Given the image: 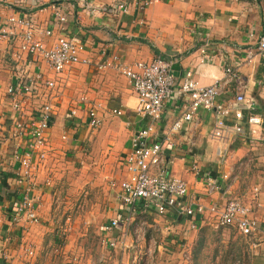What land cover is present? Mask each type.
Instances as JSON below:
<instances>
[{"label": "crops", "instance_id": "1", "mask_svg": "<svg viewBox=\"0 0 264 264\" xmlns=\"http://www.w3.org/2000/svg\"><path fill=\"white\" fill-rule=\"evenodd\" d=\"M56 10L67 20H55ZM23 14L32 15L41 28L53 29L51 36L42 34L48 47L62 35L79 38L85 47L81 55L90 62L72 64L57 74L40 56L24 54L17 59V36L0 40V128H12L14 114L6 93L10 83L42 75L38 80L41 96L32 106L51 102L54 108L46 131L51 150L39 170V182L51 177L52 184L41 185L38 191L39 222L14 220L24 183L17 179L12 144L0 148V264H130V259L137 264L131 248L123 252L104 244L107 239L121 237L122 226L110 232L104 226L125 215L126 207L118 195L121 181L128 177L126 158L133 136L149 124H155V136L164 142L172 175L187 181L189 203L206 207L216 203L222 209L235 198L249 207L261 227L248 238L250 263L264 264V127L261 137L218 141L210 136L215 112L200 109L193 122L167 142L166 125L180 114L178 99L169 100L162 121L154 123L148 115L137 112L138 95L125 74L113 66L100 67L104 61H113L115 55L123 65L161 56L172 61L177 82L189 71L200 85H210L225 77V68L231 65L247 85V102L255 105L256 112H264V54L257 47L264 32V0L0 1L1 22ZM248 51L254 53L251 61ZM46 80H55L56 86L44 88ZM236 90L235 84L228 86L223 100ZM84 96L86 102L80 100ZM93 105L103 118L97 128L88 123V107ZM115 109L121 113H114ZM193 164L198 165L200 175L191 171ZM223 174L228 178L220 177ZM208 175L220 177L219 189L211 193ZM64 184L70 186L65 191L72 190L73 195L62 191L67 199L62 212V205L56 202ZM143 219L160 223L161 230L150 225L145 235L146 242L156 238L161 243L155 251L157 259L168 257L173 243L179 250L176 241L184 239V234L187 243L201 228L229 229L217 227L216 213L209 210L198 216L195 229L189 226V218L176 210L163 217L149 210L146 215L137 214L130 224L128 243L134 241L135 224ZM27 247L33 248L32 254ZM136 250L144 258L145 248Z\"/></svg>", "mask_w": 264, "mask_h": 264}, {"label": "built area", "instance_id": "2", "mask_svg": "<svg viewBox=\"0 0 264 264\" xmlns=\"http://www.w3.org/2000/svg\"><path fill=\"white\" fill-rule=\"evenodd\" d=\"M0 1L12 3L16 0ZM147 4L146 1L144 5ZM120 6L126 10L125 4ZM54 18L61 23L67 20L60 10L55 11ZM8 19V23L0 21V40L10 36H17L20 39L17 59L24 54L40 56L57 74H61L72 64L90 62V59L82 57L85 47L76 36H59L57 41L48 47L44 36H51L53 29L41 28L32 15H12ZM257 47L264 54V32L257 42ZM253 54L252 51L247 52L248 61L252 60ZM113 59V61H104L100 67L113 66L125 74L138 95L137 112L148 115L154 123L162 121L168 101L174 97L178 99L180 114L166 125L165 141L171 142L187 123H192L200 109H211L216 114L210 133L213 139L226 142L234 137L262 136L264 112H256L255 105L247 102L245 95L247 85L235 67L227 66L225 77L216 79L214 83L200 85L189 71L185 73L180 83L177 82L172 61L165 57L158 56L150 61H137L133 65L120 64L118 55ZM29 77L31 78L24 82L17 81L6 86V93L10 97L9 105L14 116L11 129L0 128V148L7 143L12 144V160L18 163L17 179L21 184L24 183L14 215V220L17 222L24 219L31 222L40 221L37 213L40 198L38 191L41 185L52 184L51 177H46L43 183L39 182V170L42 169L41 165H44L51 150L46 131L52 124L54 108L51 102L32 106L36 97L39 99L41 96L38 80L41 81L42 75ZM1 83L0 79V85ZM42 83L46 89H53L56 86L55 80H46ZM232 84L236 85V93L224 101L227 88ZM80 100L86 102L88 98L84 96L80 97ZM72 113L75 114L76 111L72 110ZM114 113L120 114L121 111L115 109ZM229 118L234 121L231 123ZM88 123L92 128L102 125L103 118L99 115L97 105L88 107ZM155 134V124H149L140 128L133 136L132 149L126 158L128 177L121 181L118 195L126 207L125 215L121 219H111L104 226L107 232L122 226V236L105 240V245L123 252L131 248L132 260L137 264L140 262L156 264L155 251L161 243L156 238L146 242L145 235L150 225L156 231L161 230L159 221H154L153 224L147 219L137 222L134 227V241L130 244L127 240V232L136 215L139 213L146 215L149 210L155 211L160 217L176 210L181 216L189 218V226L192 229L198 227V216L204 215L209 210L216 213L217 227H236L247 237L261 231L258 220L250 215L249 207L238 199H230L222 209H219L216 203L209 207L201 203L196 205L189 203L188 183L172 175L164 142L157 139ZM191 171L196 175L201 173L197 164L191 166ZM220 177L227 179L228 175L223 174ZM220 177L207 176L210 193L219 189ZM1 179L0 168V183ZM255 191L258 192V188ZM176 244L184 251L186 259L191 260V253L184 239L176 241ZM139 247L145 248L144 258L139 257L137 253L136 249ZM27 251L32 254L33 248L27 247Z\"/></svg>", "mask_w": 264, "mask_h": 264}, {"label": "rangeland", "instance_id": "3", "mask_svg": "<svg viewBox=\"0 0 264 264\" xmlns=\"http://www.w3.org/2000/svg\"><path fill=\"white\" fill-rule=\"evenodd\" d=\"M56 184V183H55ZM54 184V185H55ZM65 187L70 188V186L62 185L61 188L58 190L59 192L65 191ZM67 192V191H65ZM72 193L67 192L71 195ZM59 195V194H57ZM62 195V196H61ZM59 197H57V205L61 207L62 205V212H63V206L65 205V201L67 200L65 198V195H63V192ZM81 203V201H80ZM85 204V203H84ZM86 205L90 206V204L86 203ZM60 208H58V211ZM222 229V228H220ZM217 234L211 235L210 233L207 235L206 240V246L203 248L202 252H200V256L198 258V264H239L238 259L245 258V263H250L252 260L251 257V248H250V242L247 237L241 236L239 233L235 232L232 228L225 229V230H219ZM222 231V232H221ZM207 234V233H206ZM187 234H184L182 236H185ZM199 233L193 234V239L187 241L188 250L191 253V260H187L185 257L184 251L181 250V248L178 250L175 248L174 243L171 244V250L172 252L168 255L166 258H158L156 257V264H197V261L194 259V248L196 245L197 240L199 239ZM186 240V239H185ZM193 240V241H192ZM190 241V242H189ZM248 253V256H243L244 253ZM130 264H133L130 259ZM64 264V263H62ZM241 264V263H240Z\"/></svg>", "mask_w": 264, "mask_h": 264}, {"label": "trees", "instance_id": "4", "mask_svg": "<svg viewBox=\"0 0 264 264\" xmlns=\"http://www.w3.org/2000/svg\"><path fill=\"white\" fill-rule=\"evenodd\" d=\"M226 228V227H225ZM229 228H232L235 232H237V233H239L241 236H243V237H247V236H245V235H243L242 233H240L239 232V230L236 228V227H229ZM219 230H225V229H219ZM218 233V231L214 228V229H212V230H208V229H206V228H201V229H199V231H198V233L200 234L199 235V239L197 240V242H196V245H195V248H194V259H195V261H197V264H198V258H199V256H200V252H202V250H203V248L206 246V240H207V235L210 233L211 235H214V234H217ZM222 232V231H221ZM207 233V234H206ZM249 237H247V239H248ZM250 240V239H249ZM248 256V253H247V251H246V253H244L243 254V256ZM238 263L240 264H249V262L248 263H245V258H239L238 259Z\"/></svg>", "mask_w": 264, "mask_h": 264}]
</instances>
